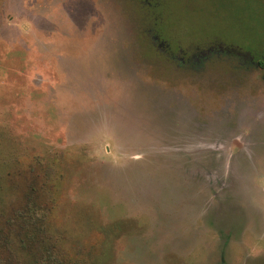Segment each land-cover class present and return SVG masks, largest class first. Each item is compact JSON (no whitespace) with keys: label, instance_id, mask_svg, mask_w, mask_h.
Returning <instances> with one entry per match:
<instances>
[{"label":"rangeland","instance_id":"374dc122","mask_svg":"<svg viewBox=\"0 0 264 264\" xmlns=\"http://www.w3.org/2000/svg\"><path fill=\"white\" fill-rule=\"evenodd\" d=\"M0 264H264V0H0Z\"/></svg>","mask_w":264,"mask_h":264}]
</instances>
